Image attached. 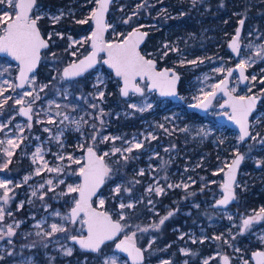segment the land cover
I'll list each match as a JSON object with an SVG mask.
<instances>
[{
	"label": "rangeland",
	"instance_id": "1",
	"mask_svg": "<svg viewBox=\"0 0 264 264\" xmlns=\"http://www.w3.org/2000/svg\"><path fill=\"white\" fill-rule=\"evenodd\" d=\"M68 1L64 0L66 4ZM261 1V15L258 19L250 11L254 0H244L243 10L239 9L235 11L238 15H241L240 13L243 12L242 18L248 22V29L242 40V49L239 57H235L229 49L228 54L223 52L227 48V46L223 45V42L227 44L231 36L236 32L241 16L233 24L228 38H223V40L221 37L217 38L211 34L210 36L208 35L211 42L207 43L205 35L201 37L199 34L191 37L193 40L191 42H189V36L184 39L185 43L180 42L178 44L176 41L168 39H163L160 42L161 44L157 46V51L161 60L164 57L166 59L170 53H173V58L168 60L166 65L177 70H183V90L180 92V100L176 106L168 105L167 100L155 97L154 93H147L143 96L131 95L128 98L121 96L120 98H115L113 96L115 95L114 88L111 90L108 88L111 83L115 82L114 77L111 71L104 65L99 66L91 77L88 78L91 81L90 90L84 89L83 82L78 81H66L61 85L59 74H61L65 63L60 64L59 61H56L55 54L50 49L45 50V57L42 56L43 60L41 62L44 66H40L30 77H34V83H27L24 89H18L16 87V76L19 65L7 57L0 56V92H2L0 94V126H3L2 130H0V141H3L0 144V165H3L9 159L11 160L10 164L22 159H26L25 161L29 163V168L24 170L19 176L11 175V171L8 168L10 164L6 169L0 170V180L11 181L8 185L9 189H11L8 203L4 204L3 200L0 199V207H3L5 210L4 220L0 221V229L6 232L7 226L12 225L16 233L11 238L12 244L8 243L7 237L4 240H0V255L4 257L0 260V264H57L55 260L57 257L60 260L64 259L62 264H104L105 260L110 261L113 258L116 259L117 264H130L121 252L113 248L112 244L104 246L97 253L80 256L76 255L75 252L77 249L81 250L74 242L67 239L64 233H57L50 241H43L41 237L36 235V232L40 231V229L35 227L38 222H42V228L45 231L50 230V225L53 222L65 223L61 217L55 216L54 213L58 211L61 213V216L66 214L73 206V197L78 195L76 193L61 195V193L67 192L68 184L75 185L81 182L78 175L72 174L73 172H78L80 165L71 164L68 167L70 162L66 158L61 161L57 157L72 155L75 158L81 159L83 163L84 150L88 146H93L102 153L109 152L110 155L106 158L111 157L114 165L118 164L119 167H123L128 174L126 186L123 185L122 178L115 177L114 179H110L109 183H106L100 192L99 197L105 199L104 208L110 210L117 218H119L117 215L119 211L118 205L121 202L125 204L133 203L135 205L133 209H124L126 214L125 224L131 225V227L125 228L124 232L126 233L124 234L130 235L134 229L138 232L137 239H135L136 242L141 243V239L146 238L143 244L149 245L151 243L147 251L149 258L143 264H163L164 261H169L170 264H204L205 260L208 261V264H220L225 255H229L234 259L233 264H245V261H247V264H255L252 253L256 250L264 251V241L261 240V237H264V219L254 221L251 227L243 232L242 223L243 219L249 218L259 212L260 208L264 207V204L251 206L248 211L244 210V212L239 211V207L218 209L212 206L211 201L219 195L223 180L222 174L227 166V162L231 158L229 153H225V151H229L224 144V140H226L225 130L216 124L217 120L214 118L215 114L219 113L220 110L216 107L202 120H193L189 113H187L189 111L187 107L189 104L198 102L196 97L202 99L201 90L204 92L210 91L211 85L217 83L219 78L226 73V71L218 73L215 69L224 68L227 70L233 63H239L241 59L251 58L255 61L247 68L250 71L249 79L252 75H255L257 79L256 81L250 79V83L243 87L239 76L234 75L231 85L232 89L235 88L234 92L249 91V88L264 89V84L259 82L264 77V71H261L264 69V60L259 59L255 55L259 46L264 45V37L262 39L259 38L261 33L263 34L264 32V0ZM69 2H76V6L63 7L65 9V13L63 14L62 11H57L61 7L58 4L59 0H52V2L47 3L40 0L32 13L33 17L40 15L42 18H48L47 22L50 25L55 24L56 17H62L63 20L64 15L63 23L66 29L69 30L68 35L62 37L54 27H49L44 35L48 37L51 34L53 44L58 42L66 44L63 47V51L68 52L66 64L71 62L69 60L81 55L86 47H88L89 41L86 38L90 37L93 26H91L92 24L90 25V19L85 24L77 23V21L87 19L92 10L97 6L96 0H70ZM114 3L117 5L115 10L120 12L117 16L114 12L110 15L109 41L122 39L128 34L131 29L126 26L127 23H124V21L137 14L136 8H139L137 7L138 3L133 4L135 5V9L129 10V12V5L126 4L125 0H114ZM154 3L155 1L151 2V4ZM141 4L142 2H139V5ZM164 6L157 11L158 13L155 16L165 14L160 11L161 9L165 11L166 6ZM0 10L11 11L6 5H0ZM139 24L137 23L134 27ZM158 28L160 29L161 27L159 26ZM74 31H77V33ZM79 40H85L86 42L82 46L75 44L70 47L72 41ZM221 41L222 44L220 45ZM209 44L212 45L209 46ZM165 45H168V47L165 48ZM193 45L194 48L192 47ZM249 45H252V47H248ZM221 47L224 48L221 50ZM171 49H178V51H171ZM73 52H76L77 55L73 56ZM165 52L168 53L167 56L164 55ZM148 53L156 54L154 51H149ZM192 60H196L197 63H188V61ZM201 60L203 61L202 63L200 62ZM46 72H52V81L50 83L52 86L45 87V92H41L40 88L44 85H49L48 83L50 82L45 81V78L41 76ZM97 76L103 79V83L98 88L94 87L97 83ZM53 90L55 92L52 93ZM118 90L117 87V92L120 94ZM26 91H32L33 96H23V93ZM99 91L104 92L103 100L97 98ZM37 93L41 99L35 100L33 103L32 101ZM8 97H11V99H7V103H5L4 101ZM20 98H23L25 101L23 105L15 103ZM57 104L60 105L59 108L56 107ZM92 104L97 105V108L90 107ZM131 104L137 105V109L145 107L147 104H151L152 107L141 112L130 107ZM24 105H31L32 107L34 119L31 121V129L27 127L29 123L28 119L19 114V109ZM158 108H162V111H158ZM100 109H103L104 112L102 117H100ZM9 111V116L3 117ZM151 111H154V114L146 122L150 124L148 130L146 127L144 129L138 127L141 122L140 120L137 123H131L133 117L136 116L138 118L142 113ZM57 112L61 115L57 116ZM64 115H68L69 120L61 124L60 121ZM49 116L54 118L55 123L47 122ZM81 117H83V120H81ZM100 119L104 121L103 125H101ZM37 121L43 122L38 123ZM74 121L79 122L80 131L76 130L77 124ZM84 121H87V123H84ZM93 124L96 126L95 129L92 127ZM160 125H163V128ZM132 127L134 130L131 129ZM45 128L50 129V132H45ZM20 129H23V131H20ZM183 129H187V131H183ZM61 130L63 132L62 135ZM178 130L180 133L181 148L179 156L181 157V161L177 182L181 185L188 184L189 187L194 184L193 181H195V184L200 183V187H202L201 191H205L206 196L203 200H198L197 189H195V202H192L191 205L186 204L185 209L181 208L184 213L192 215L191 226L186 230H184L183 225L188 224L189 220H185L184 218L181 219L182 224H173L171 228L169 227V221L174 219V215L166 220L157 230L150 226L154 223H159V220L167 215V213H160L157 206V198L161 194L157 195L154 191L149 193L146 190L149 185L155 187L157 184L163 188L160 181L168 177L167 168L172 165L177 155L173 150L172 136L173 132ZM149 133L156 136L157 139H146ZM93 134H96L95 142L92 140ZM162 135L165 136L166 140L159 139ZM57 136H59V141L56 139ZM103 136L110 138L120 137V139H116L114 142L109 139L108 142L101 143ZM237 138L234 134V139L237 140ZM10 139L19 146L13 147L9 145L7 141ZM207 140L213 144L214 149L218 150L215 152L218 155L215 158H211V150H204L202 148L203 143ZM151 141L153 142L152 146H147ZM135 142H143V146L140 149H134L130 154L125 152V156L129 154L127 161L122 158L120 153L111 155L113 147L123 149ZM232 143L238 144V141ZM223 144L224 146H222ZM38 147L41 149L43 160L37 158L36 162L33 163V155ZM4 149H8L13 155L8 157ZM165 149H168V151H165ZM230 149L232 150V148ZM192 150L196 153V158H193L189 154ZM144 151L147 152L146 156L143 154ZM141 159H145L148 168L144 167ZM190 159L194 160L192 161L193 163H187ZM258 160H261V158ZM44 161H47L48 167L55 168L60 166L63 171L59 174L47 171V168H43ZM118 161L121 162L118 163ZM211 165H214V168L211 169ZM37 168L42 169L39 175H36ZM161 168L162 171L164 170L163 176L159 172ZM141 169H144V175H147L149 180H142L145 183L144 188L139 192H135L133 187L137 186L136 181H141L138 174ZM202 169H209V171L202 172ZM25 176L30 177L26 183L24 182ZM169 177H172V175ZM49 179L53 181L55 192L48 191L49 185L46 181ZM60 180H64L65 183L59 184ZM215 180L219 182V189H215L213 192L211 185L215 183ZM41 184L44 185L43 188H40ZM170 184L174 185V182H170ZM254 184V181H250V178H247L241 182L240 189L244 192L248 190L252 191ZM117 185L121 186V192L118 196L113 193V189ZM189 187L187 189L183 186L179 187L184 194L181 195L182 199L188 198ZM125 188L131 189L129 195L128 192L124 191ZM33 191L37 192L36 196L31 195ZM3 193L4 189H0V197L3 196ZM45 193L44 199L41 200V194ZM163 193H166V190ZM135 197L139 198V204H136L137 199ZM150 200L152 203H149ZM51 201H54L55 204ZM95 201L98 203L97 198ZM21 203L23 204L22 207H20ZM193 206H195V216L193 214ZM19 210H24L26 214L22 213L18 215L17 212ZM146 211L149 213H146ZM9 212L12 213L11 216L8 215ZM130 215L133 216L136 224L133 225L132 222L127 221ZM136 220L138 221L136 222ZM18 222L19 227H16ZM66 226L70 228L73 235L85 233L84 230H81L79 223ZM137 226L148 228V231L140 232L137 230ZM167 231L179 233V242H176V240L163 242L162 236ZM184 233L190 234L189 236H184ZM216 236H220L221 239H214ZM181 237L183 238L181 239ZM57 240L60 242L59 244L55 243ZM193 240L196 242L193 243ZM34 242L35 247H26V245H32ZM45 242L48 243L47 248L43 247ZM174 243H176V246H173ZM61 245L72 248V255H64L60 247ZM209 247H212V252L202 253V248ZM169 249L171 250L169 251ZM181 249L184 251H181ZM165 251L169 253L163 255L162 252ZM9 252H13L14 254L9 256ZM187 255L190 256L188 257ZM197 259L199 263L192 262Z\"/></svg>",
	"mask_w": 264,
	"mask_h": 264
},
{
	"label": "snow or ice",
	"instance_id": "2",
	"mask_svg": "<svg viewBox=\"0 0 264 264\" xmlns=\"http://www.w3.org/2000/svg\"><path fill=\"white\" fill-rule=\"evenodd\" d=\"M97 7L92 10L90 16L85 20L77 21V23L85 24L88 20H92L95 22V30L92 31L91 36L87 37L86 40L90 41L91 52L85 56L83 59H79L78 61H73L68 67H65L62 74V79L75 78L82 76L85 72L90 69H93L98 63H103L107 65L108 68L112 69L115 73V76L120 78L123 81V87L120 88L121 95L124 97L129 96V93H136L143 96L144 88L137 83V80L145 81L147 80L148 89L158 90L161 96H175V83L178 80V76L171 69H164L161 71H157L156 62L151 59H146L144 55L140 53L139 45L142 42L144 36L147 33H141L138 29L129 33L122 41L120 42H106L103 37V33L108 27L104 23V14L107 12L109 4L111 0H96ZM192 3L195 5L196 0H192ZM36 4V0H0V5H6L7 10H0V53L6 54L11 57L13 60L19 62L20 66V75L19 80L20 83L16 85V87L23 88L26 83L32 84L34 83V77L30 78L29 73H32L36 68L38 62L41 59V50L47 49L49 47L48 40H46L40 32L38 28V21L42 18L40 15H36L33 17L31 15L33 8ZM143 5H138L137 7H142ZM56 20L59 17L55 18ZM131 20V17L128 20H125L124 23H128ZM241 25H243L244 20L241 19L239 21ZM240 36V29L236 30L235 36L229 44V48L233 53L239 52V43L238 38ZM48 39H51V34H49ZM71 39V38H69ZM85 40L72 41L73 46L75 44H80L81 46L85 43ZM168 45H165L167 48ZM248 47H252L249 45ZM171 51H178V49H171ZM104 53L105 58L101 61L99 59V54ZM73 56H76L77 53L73 52ZM165 56L168 55L167 52L164 53ZM256 57L261 60H264V45H260L255 53ZM203 62L202 60L200 61ZM251 58L241 59L240 62L236 65V69L239 70V78L241 81L249 80V77L245 74L246 68L254 63ZM183 63V61H182ZM188 63L196 64V60L188 61ZM216 72H224L227 71V76L224 79H221L218 83L211 85V90L204 92L202 91V99L200 97H196L197 103L191 105L193 108H202L207 109L212 101L216 98L218 92H222L228 99L221 104V108L228 107L231 109V114H227L228 118L232 120L236 125L239 126L240 136L239 140L244 141L245 139H251L258 144L264 145V137L260 136V133L257 132L255 135L250 131V123L249 117L253 113V110L256 108L257 97L256 96H233L232 93L235 91V88L229 90L228 88V79L227 77H231L233 75L234 69L217 68ZM261 71H264L262 69ZM97 83L94 87H99L100 84L103 83V79L100 76H97ZM252 81H256L257 77L252 75L250 78ZM264 84V77H262L259 81ZM7 83V81H5ZM48 85H44L40 88V91H44V88ZM251 91V88H249ZM261 93H264V89H261ZM2 94V92H0ZM23 96L32 97V91H26L23 93ZM97 98L103 100L104 92L99 91L97 93ZM7 99H11L8 97L5 99V103H7ZM41 97L37 93L33 103L35 100H39ZM16 104L23 105L25 103L23 98L17 99L15 101ZM57 108L60 105H56ZM92 108H97V105H90ZM130 107L133 109H137V105L131 104ZM151 104L145 105V107H140L138 111H145L147 108H151ZM32 107H21L19 109V114L26 117L29 121L27 127L31 129L32 127ZM57 116L61 114L59 112L56 113ZM104 115L103 109H100V117ZM99 119V117H97ZM69 120L68 115H64L63 119L60 121L61 124L64 121ZM83 120V117H81ZM38 123H42L43 121H37ZM48 123H55L53 117L49 116ZM77 124V131H80L79 122L74 121ZM87 123V121H84ZM101 125H103L104 121L100 119ZM3 126H0V130H2ZM95 129V124L92 125ZM163 128V125H160ZM23 131V129H20ZM45 132H50V129L45 128ZM167 131V129H165ZM183 131H187V129H183ZM203 132V130H201ZM63 134L61 130V135ZM206 135V133H204ZM59 141V136L56 137ZM111 139L113 142L116 139H120V137H108L103 136L101 138V143L108 142ZM146 139H157L156 136L151 133L148 134ZM93 142L96 141V134L92 136ZM3 141H0L2 144ZM7 143L13 147H18L19 145L15 144L13 140H8ZM143 146V142H135L132 143L127 148H116L113 147L111 150V155H116L120 153L122 158L127 161L128 156H125L124 153H132L134 149H140ZM82 147V146H81ZM174 147V146H173ZM168 151V149H165ZM5 154L8 157H11L13 153L8 149H4ZM87 154L83 158V163L81 159L75 158L72 155H68L64 157L63 155L58 156L57 158L63 161L65 158L70 162L68 167L71 164L80 165L78 172H73V175H78L82 182L78 184H68L67 192L61 193V195H67L71 193L78 194L76 197H73V206L70 210L61 216L60 212H55L54 215L57 217H61V219L65 223H51L50 230L45 231L42 228V222H38L35 227L40 229V231L36 232V235L41 237L43 241H50L52 237H54L57 233H64L66 238L78 244L80 249L89 250L91 252H99L101 247L106 244L108 241H115L120 233L125 231V228L131 227L129 224L121 223V221L126 220V214L124 209H133L135 205L133 203H123L121 202L118 205L119 211L117 213L118 219H113L112 214H110L107 210L104 209L105 199L98 196L99 189L105 183L106 179L110 178V173H112V168L108 166L105 162V157L109 156V152H104L102 155H98L94 147L89 146L86 150ZM43 160V156L41 155V149L38 147L36 152L33 155V163L36 160ZM244 159V156L237 152L236 158L232 161L231 165H229V171L225 174L226 181L222 185L223 188V196L221 199L216 201L217 207L227 206L230 201L235 199L233 192V184L236 180V169L240 165L241 161ZM11 163V160H7L3 165H0V170L6 169L8 165ZM166 163V162H165ZM258 166H260V162H257ZM43 168H47L49 172L61 173L63 169L60 166L55 168L48 167L47 161H44ZM41 168L36 169V175H39L41 172ZM139 175H144V169H141L138 173ZM167 177H165L166 179ZM30 179L29 176L24 177V182L26 183ZM191 179V177H189ZM11 181L8 180H0V189H4L3 196L0 199L3 200L4 204H7L10 197L8 185ZM46 183L49 185L48 191L55 192V187H53V181L51 179L47 180ZM64 180H60L59 184H64ZM139 183V181H136ZM195 183V181H193ZM19 186V185H17ZM183 186L185 189L189 187L188 184H177L172 185L169 184L168 187H181ZM44 185L41 184L40 188H43ZM124 191L131 192V189L125 188ZM149 193L155 192L157 195H160L164 192V189L157 186L153 187L149 185L147 190ZM121 192V186L117 185L113 189L114 195L118 196ZM32 196H36L37 192L33 191L31 193ZM45 194H41L40 199H44ZM96 197L98 200L97 207H93V198ZM31 202V201H29ZM149 203H152L150 200ZM23 204L21 203L20 207ZM47 209V206H46ZM4 208L0 207V221L4 220ZM174 213L169 211L167 215L163 216L159 223H154L150 227L153 229H159L161 225L165 223ZM9 216L12 215L11 212L8 213ZM231 219V217H229ZM260 219H264V207L260 208L259 212L255 215L243 219L242 223V232L251 227L254 221H259ZM79 223L81 225V230L86 229L87 235H73L71 234V230L66 225H76ZM16 227H19V222L16 224ZM137 230L140 232H147L148 228H140L137 226ZM15 230L12 225L7 226V231L5 232L3 229H0V240H4L5 237L8 238V243L12 244V237L15 235ZM136 231H133L130 235L125 234L123 239H120L119 242L115 243V248L120 252L127 253V255L132 259V264H142L144 260V250L136 246ZM183 237H181L182 239ZM216 240H220V236L214 237ZM235 239V237H233ZM261 240L264 241V237H261ZM196 241L193 240V243ZM203 242V241H201ZM55 243L59 244L60 242L57 240ZM227 243V241H225ZM151 243L149 244V247ZM26 247H35V242L32 245H26ZM43 247L47 248L48 243L45 242ZM61 250L63 254L66 256H71L73 253V249L70 247H65L61 245ZM181 251H184L181 249ZM239 251V249H237ZM13 252H9L8 255H13ZM4 257L0 255V260ZM253 258L256 261V264H264V251H258L253 253ZM223 264H229V257L224 256ZM104 264H117L115 258L109 260H105ZM163 264H170L169 261H164ZM204 264H208V261L205 260ZM247 264V261H245Z\"/></svg>",
	"mask_w": 264,
	"mask_h": 264
},
{
	"label": "flooded vegetation",
	"instance_id": "3",
	"mask_svg": "<svg viewBox=\"0 0 264 264\" xmlns=\"http://www.w3.org/2000/svg\"><path fill=\"white\" fill-rule=\"evenodd\" d=\"M38 1H40V0H37V3H38ZM69 1L67 2V4L66 3L65 4L58 3L61 7L57 11H62V13H65L64 12L65 9L63 7L67 8L68 6H76V2L70 3ZM153 1H155V3L151 4V2H153ZM50 2H52V0H50ZM125 2H126V4H128L130 6V7L128 6V11H129V10L134 9L135 5H133V4L138 3V0H125ZM139 2H142L141 5H143L142 6L143 7V13H145V14H144V16H142V22H140V24L138 23L139 25L136 27H141L148 32L147 37L142 44L141 50H142L143 54L146 55L149 59H154L156 61V63H157L156 69L157 70H162L163 68H170V69H173L174 71H176L180 74V78H181L180 83H179V95H180V92H182V90H183V79H184V77L182 75L183 70H181L180 68H179L180 70H177L173 67L167 66L166 62L168 60H171L174 55H173V53H170L166 57V59L164 57V59L161 60V57L159 56V52L157 51V46H159L161 44L160 42L163 39H168L170 41H176L178 44L180 42L185 43L184 39L187 36L190 37L189 42H191V41H193L191 37H194L195 35H199V34L201 37H202V35H205L207 43L211 42V39L208 38V35L210 36L211 34H213L217 38L221 37L222 40H223V38H228V34H229V29H228V25H229V16H228L229 2H228V0H196L195 5L192 3V0H162V1H160V0H139ZM148 2H150V3L148 4ZM37 3H36V6H37ZM164 5L166 6L167 9L165 8V11H162V9H161L160 11L162 13L166 14V18L161 19L158 16H156L157 18L155 16L153 18L151 16V13H153V15L157 14L158 13L157 11ZM261 5H262L261 0H254L252 13H254L256 15L257 19L261 15V13H260V10L262 7ZM36 6L34 8H36ZM116 6H117L116 3L113 2L112 6H111L110 13H109V18L113 12L116 13V16L120 12V11L115 10ZM33 12H34V9H33L32 13ZM203 14H206V16H203ZM240 14H241L240 15L241 16L240 20H241V19H243L242 18L243 12ZM109 18H108V27H109ZM47 20H48V18L43 17L38 21L39 27H40L43 35H44V33L47 32V29L49 27H54L58 33L61 32L60 27L62 26V24L58 20L55 19L54 25H50L47 22ZM187 20H189V22H186ZM243 20H244V23L242 25V33H241L240 40H239L240 52H239V55L235 56V57H239L241 54L242 40L244 39L245 33L248 29V22L245 19H243ZM89 22L91 25L92 21L89 20ZM260 23L263 25L262 22H260ZM120 24H122V23H120ZM239 25H240V23H239ZM91 26H93V24ZM159 26L161 27L160 29L158 28ZM163 26H166L165 30H162ZM238 26H237V28H238ZM204 30H206V31H204ZM263 30H264V27H263ZM62 31H63V33H69V30L64 28V26L62 27ZM108 36H109V29H108ZM108 36H107V40H108ZM232 36H231V38H232ZM45 37L48 38L49 36L48 37L45 36ZM62 37H64V34ZM263 37H264V32H263V34L261 33L259 38L262 39ZM49 40H50L51 45H52L53 44L52 38ZM172 43H175V42H172ZM221 44H222V41L220 42V45ZM211 45L212 44H209V46H211ZM223 45L227 46V48H225L223 50V52L228 54L229 53V51H228L229 41L227 44L223 42ZM192 47L194 48V45ZM50 48H51V46H50ZM223 48L224 47H221V50ZM90 49L91 48L88 44V47H86L85 51L81 55H79L78 57L73 58L69 61L72 62V61L78 60L79 58H81L82 56L87 54L90 51ZM149 51H152V52L154 51L156 54L152 53L153 54L152 55V54L148 53ZM45 54H46V52L44 50L42 56L45 57ZM102 57H103V55H100L99 59L101 60ZM42 60H43V58L41 59V61ZM237 64H236V62L233 63L230 66V68L234 65H237ZM101 65H104V64L98 63L93 69L89 70L84 76H81V77L76 78V79H66V81L83 82L84 89L86 87V84H89V88L86 90H90L91 89V87H90L91 81L88 78H90L91 75L95 72V70ZM40 66L41 67L43 66L42 62L40 63ZM249 72H250L249 69L246 68V73H247L248 77H249ZM111 73H112V71H111ZM112 74H113L115 82L113 84L111 83L108 86V88H109V90L114 88L115 95H113V96H115V98L116 97L120 98V96H121L120 88L122 86L121 80H120V78L116 77L114 73H112ZM226 74H227V71H226L225 75ZM61 75H62V70H61ZM234 75H238V74L235 72L231 76L230 85H229L230 89H232L231 85L233 83L232 81H233ZM224 76H221L219 78L218 82L222 78H224ZM137 82L144 88V94L143 95H145L147 93H154L155 97H157V98L161 97V98L167 100L168 105H175V106L178 103V101L180 100L179 99V100L175 101V100H172L168 97H163V96L159 95L156 91L149 92L147 90L148 87H146V85L148 83L147 80L140 81L138 79ZM240 82H241L242 86L245 87L250 83V79L247 80L246 83H243L241 80H240ZM117 87L119 89L118 91L120 94H118V92H117ZM234 93H236L239 96L253 95V96H256L258 98L256 108L253 110V113L250 115V118H249L250 131L252 132L253 135H255L257 132H259L260 136L264 137V113H263L264 112V93H261V90L258 88H253V89H251V91H241V92H234ZM131 95L138 96L140 94L130 92L129 96H127L125 98H128ZM226 100H227V96H225L221 92L216 96L213 104L211 105V108L208 110V112L205 115H202L195 110H189V111H190V116L193 120H202L204 117L208 116L209 112L212 109L218 107L220 112L215 114L214 118L217 120L216 124L223 127L225 130L224 132L226 134V140H224V144H225V147H227V149H229V151H225V153H229V155L231 157L230 160L227 162V166L235 159L237 152H239L240 154H242L244 156V159L240 163L239 175H238V179H237L236 184H235V188H236L235 200L229 206L231 208H236V207H239L237 204L239 203V201H241L243 193H245L244 191H242L240 189L241 182L245 181L247 178H250V181H254V183H255L253 186L255 187V191L257 194H260L261 190H262L261 188L264 187V145L258 144L255 141H252L251 139H245L244 141H240L239 140L240 131L238 129L230 126L228 123H223L222 121L218 120V115H220V114H225V113H228L229 115L231 114L230 108H228V107L221 108L220 107V105L223 104ZM196 103H193V104H196ZM167 107H169V106H167ZM157 110L162 111V108H158ZM153 114H154V111L142 113V115L139 116L138 118L136 116L133 117L131 123L132 122L137 123L140 120L141 122H140V125H138V127H142L143 129H144V127H146L148 130L150 128V124L146 123V122L151 118V116H153ZM225 117H227V115L223 116V119H225ZM131 129L134 130L133 127ZM234 134L238 137L237 140L234 139ZM172 137H173L172 146H174L173 150H174V152H176L177 155L175 156V159H174L172 165L167 168L168 169V171H167L168 177L166 179L164 178L160 181L161 185L163 186V189L166 190V193H162L157 198V201H158L157 206L159 208L160 213L162 212V214L168 213L172 209V211L174 213L173 214L174 219L172 221H169V227L170 228H171V226H173V224H177V225L182 224V221H181L182 218H184L185 220H189L188 224L183 225L184 230H186L188 227L191 226L190 223L192 221V215L184 213V211H182L181 208L183 207V209H185L186 204L191 205L192 202H195L196 184L194 183L193 185H191L189 187L187 199L181 198L182 197L181 195H184V194L179 189V187H172V188L168 187L170 182L171 183L174 182V185L179 184L177 182V180L179 178L180 161H181V157L179 156V154H180L179 152H180V148H181L179 130L174 131ZM159 139L166 140L165 136H163V135L161 137H159ZM234 141H238V144L232 143ZM152 144H153V142L151 141L147 144V146L151 147ZM224 144L222 146H224ZM230 148H232V150ZM210 149H211V151H212V149H214V146L211 142H210ZM216 151H218V150L214 149L212 154H215ZM143 154L146 156L147 152L144 151ZM189 154L192 155L193 158H196V153L193 150ZM128 156H129V154H128ZM216 156H218V155L215 154V156H213V158H215ZM259 158H261V160H258ZM141 160H142L141 162L144 164V167L148 168V165L146 164L145 159H141ZM192 161H194V160L190 159V161L187 163H193ZM257 162H260V166H258ZM106 163H107V161H106ZM227 166H226V168H227ZM162 168H163V166H162ZM162 168L160 169L159 172H161L162 176H163L164 170L162 171ZM226 168L222 174L223 180L221 183V190H219V195L214 197L211 201L213 207H214V205H213L214 201L217 200L219 197H221L223 194L222 193V185H223L224 177L226 174ZM171 175H172V177H169ZM146 180H149L147 175L144 176L143 181H146ZM144 184L145 183H143V188L145 186ZM218 186H219V182H217L215 180V183H212V185H211L213 192L215 191V188ZM135 198L137 199L136 204H139V202H140L139 198H137V197H135ZM215 208H217V207H215ZM239 211L244 212V210H242L240 208H239ZM194 212H195V206H193V214L195 216ZM146 213H149V212L146 211ZM23 214L24 215L26 214V212L24 210H23ZM129 217L127 218V221L132 222L133 225L136 224L133 216L130 215ZM125 221L126 220L122 221V223H126ZM133 231H136V230L133 229L131 231V233ZM124 233H126V232L120 233V237H124V235H125ZM136 233H138V232L136 231ZM189 234L184 233L183 235L189 236ZM178 235H179V233H177L176 231L175 232L174 231H167V233L163 234L162 241L163 242H171L173 240H176V242H179L180 239H178ZM135 239H137V235H136ZM141 240H142L141 243H138V242H136V243L138 245L144 247L145 252H146V258H145L144 262H146L147 258H149V255L147 254V251L149 249V245L143 244L144 241L146 240V238H143ZM109 244H112L113 248H114L115 242H109V243L105 244L104 246L109 245ZM173 246H176V243H174ZM170 250L171 249H169V251ZM212 250H213L212 247L202 248V253H210V252H212ZM87 253H91V252H87ZM166 253H169V252L168 251L162 252L163 255ZM187 256L189 257L190 255H187ZM225 256H229V255H225ZM230 258H231V264H233L234 259L232 257H230ZM127 260L129 261L128 258H127ZM192 262H198L199 263L198 259L195 261H192ZM129 263L132 264L130 261H129Z\"/></svg>",
	"mask_w": 264,
	"mask_h": 264
},
{
	"label": "trees",
	"instance_id": "4",
	"mask_svg": "<svg viewBox=\"0 0 264 264\" xmlns=\"http://www.w3.org/2000/svg\"><path fill=\"white\" fill-rule=\"evenodd\" d=\"M41 1H43L45 3L50 2V0H41ZM243 1L244 0H228V2H229V8H228L229 25H228V29H229V31H231L233 24L236 22L237 18L240 16V15L236 14L235 11L239 10V9L243 10V7H244ZM59 3L60 4H65L66 2H64V0H59ZM138 5H139V0H138ZM134 9H135V7H134ZM250 11H253V7H251ZM136 12H137V14H135L131 18V20H129V23H127V25H126L130 29H132L137 23L142 22V16H144V14H145V13H143V7L136 8ZM151 16L154 18L155 15H153V13H151ZM203 16H206V14H203ZM158 17L161 18V19H165L166 18V14L165 15L162 14V15H160ZM186 22H189V20H187ZM64 28H66L65 25H64ZM165 28H166V26H163L162 30H165ZM74 32L77 33V31H74ZM65 45H66L65 43L62 44V43L58 42V43L52 44L51 48H50V50L53 51L54 54H55L56 61H59L60 64H64V63L66 64V59H67V56H68L67 55L68 52H64L63 51V47ZM51 75H52V72H50V73L46 72L45 74L43 73V75H41L43 78H45V81H50L48 83L49 87L52 86V84H50L51 81H52V76ZM59 78L61 79V83L60 84L63 85L66 82V79H62V75L61 74H59ZM48 86H47V88H48ZM88 88H89V84H86L85 89H88ZM53 92H55V90H53L52 93ZM187 113H189V115H190L189 111ZM9 114H10V111L6 112L3 115V117L4 116L5 117L9 116ZM202 148L204 150H209L210 149V142L207 140L205 143H203ZM213 150L214 149H212L211 154H210L211 158H213V156H215V154H212ZM25 160L26 159H22L21 161L18 160V161L12 162V164L9 165L8 168L11 171V175L19 176L21 173H23L24 170L29 168V163H28V161L26 162ZM112 160L113 159L111 157L106 158L108 166L110 168H112V170H113L112 173H110V178L107 179L106 183H109L110 179H114L115 177H118V178H122L123 185L126 186L127 185V178H128L127 172L125 171V169L123 167H119L118 164L114 165V162ZM121 161H118V163L121 162ZM212 168H214V165H211V169ZM207 171H209V169H202V172H207ZM144 176L145 175H142V176L139 175V178L141 179V181L139 183H136L137 184L136 187H133V189H135V192L136 191L139 192V191H141L143 189V181L142 180L144 179ZM201 188L202 187H200V183H197L196 184V189H197V199L198 200H203L205 198V196H206V192L205 191H201L202 190ZM215 189L218 190L219 188L216 187ZM256 194L257 193L255 191V187L252 189V191L248 190L245 193H243L241 201H239V203L237 204L239 206V208L242 209V210L248 211V209L251 206L253 207V206H257L259 204H264V188H262L260 194H257V195ZM128 195H129V192H128ZM51 202L53 204H55L54 201H51ZM22 213H23V211H21V210L17 212L18 215L22 214ZM137 221L138 220H136V222ZM75 254L82 256V255H87V254H90V253L81 252V251H79L77 249ZM55 260L57 261V264H62L64 262V259L60 260L59 257L55 258Z\"/></svg>",
	"mask_w": 264,
	"mask_h": 264
},
{
	"label": "water",
	"instance_id": "5",
	"mask_svg": "<svg viewBox=\"0 0 264 264\" xmlns=\"http://www.w3.org/2000/svg\"><path fill=\"white\" fill-rule=\"evenodd\" d=\"M114 2V0H111V3L109 4V7H108V10H107V12L104 14V23H105V25H107L108 26V18H109V13H110V10H111V6H112V3ZM36 3H37V0H36ZM35 6H36V4H35ZM34 6V7H35ZM97 7V6H96ZM34 9V8H33ZM31 15H32V13H31ZM92 21V20H91ZM92 24H93V28H92V31H94L95 30V27H96V25H95V22L94 21H92ZM38 28L40 29V27H39V24H38ZM238 28L240 29V36H241V33H242V25L240 24L239 26H238ZM237 28V29H238ZM108 29H109V27H107L106 28V30L104 31V33H103V37H104V40L106 41V42H120V41H122L129 33H131V32H133L134 30H136V29H138L139 30V32H141V33H148L146 30H144L143 28H141V27H134V28H132L129 32H128V34L123 38V39H117V40H113V41H109V40H107V36H108ZM40 32H41V35L46 39V40H48V43H49V47L47 48V49H49L50 48V46H51V42H50V40L48 39V38H46L43 34H42V31H41V29H40ZM236 33V32H235ZM235 33L233 34V36H232V38L229 40V44L231 43V41H232V39L234 38V36H235ZM240 36H239V38H238V43H239V46H240V42H239V40H240ZM146 37H147V35L146 36H144V38H143V40H142V42L140 43V45H139V51H140V53L142 54V55H144L143 54V52H142V50H141V47H142V44H143V42L145 41V39H146ZM89 46H90V41H89ZM91 48V47H90ZM230 49V48H229ZM44 50H46V49H43V50H41V59H42V55H43V51ZM231 50V49H230ZM91 52V49H90V51L87 53V54H85L84 56H82L81 58H79V59H83L85 56H87L89 53ZM231 52H232V50H231ZM239 52H240V47H239ZM239 52H238V54L237 53H233V55L234 56H238L239 55ZM100 55H103V57H102V59H101V61L105 58V54L104 53H100L99 54V58H100ZM0 56H4V57H7L8 59H10L11 61H13V62H15V63H17L18 65H19V62H17V61H15V60H13L11 57H9V56H7L6 54H3V53H0ZM145 56V58L146 59H149L146 55H144ZM41 59H40V61L38 62V64H37V66H36V68L33 70V72L32 73H29V77H31V75L33 74V73H35L38 69H39V67H40V63H41ZM78 59V60H79ZM78 60H75V61H78ZM151 60H154V59H151ZM155 61V60H154ZM73 62V61H72ZM72 62H70V63H68V64H66L64 67H63V69H62V74H63V70H64V68L65 67H68ZM156 62V61H155ZM157 64V63H156ZM106 67H107V65H105ZM108 68V67H107ZM109 70H111L112 71V73H114V71L112 70V69H110V68H108ZM164 69H170V68H163L162 70H164ZM230 69H234V71H233V74L236 72L238 75H239V70L238 69H236V65H234V66H232ZM91 70V69H90ZM172 71H174L173 69H171ZM89 71V70H88ZM87 71V72H88ZM157 71H161V70H157ZM87 72H85L82 76H84ZM175 73H176V75L178 76V80L176 81V83H175V91H176V95L175 96H163V97H168V98H170V99H172V100H175V101H177V100H179L180 99V95H179V83H180V74L178 73V72H176V71H174ZM115 74V73H114ZM245 74L247 75V73H246V71H245ZM19 75H20V66H19V70H18V72H17V76H16V85H18L19 83H20V80H19ZM227 76V74L224 76V78ZM79 77H81V76H79ZM79 77H75V78H68V79H76V78H79ZM224 78H222V79H224ZM227 79H228V88H229V90H231L230 89V79H231V77H227ZM121 80V79H120ZM138 81V80H137ZM243 83H246L247 82V80H245V81H242ZM138 83V82H137ZM27 84V83H26ZM26 84L24 85V87L23 88H19V87H17L18 89H24L25 87H26ZM121 84H122V86L121 87H123V81L121 80ZM141 86V85H140ZM142 87V86H141ZM143 88V87H142ZM147 90L149 91V92H152V91H156L159 95H160V93H159V91L158 90H149L148 88H147ZM219 93H221V92H218L217 93V95L219 94ZM232 95L233 96H239V95H237L236 93H232ZM122 96V95H121ZM248 96H253V95H248ZM122 97H124V96H122ZM125 98V97H124ZM227 99H228V97H227ZM215 100V99H214ZM214 100L212 101V104H213V102H214ZM257 102H258V98H257ZM211 104V105H212ZM224 104V103H223ZM191 105H193V104H189L188 105V109L189 110H195V111H197V112H199L200 114H202V115H205L207 112H208V110L211 108V105L205 110V109H202V108H193V107H191ZM22 107H25V108H27V107H29V105H24V106H22ZM228 114V113H227ZM31 115H32V117H33V119H34V115H33V113H31ZM226 114H220V115H218V120H220V121H222L223 123H228L230 126H232V127H234V128H236V129H238L239 130V126L238 125H236L232 120H230L229 118H228V115H227V117H225V119H223V116H225ZM250 118V117H249ZM32 119V120H33ZM89 147V146H88ZM88 147H86L85 148V150H84V157L86 156V154H87V152H86V150H87V148ZM93 147V146H92ZM94 149L96 150V152H97V154L98 155H102L103 153L102 152H100L98 149H96L95 147H94ZM236 158V157H235ZM105 162H106V157H105ZM232 163V162H231ZM231 163L229 164V165H231ZM229 165L227 166V168H226V173L229 171ZM239 168H240V165L238 166V168L236 169V180H235V183L233 184V192H234V196H235V193H236V188H235V184H236V181H237V179H238V175H239ZM80 180H81V178H80ZM106 181H107V179H106ZM106 181H105V183L101 186V188L99 189V192H98V196L100 195V192L103 190V188H104V186H105V184H106ZM225 181H226V175H225V177H224V182H223V184L225 183ZM81 182H82V180H81ZM222 193H223V188H222ZM222 196H223V194H222ZM222 196L221 197H219L217 200H219V199H221L222 198ZM95 199H96V197H94L93 198V207H97V205H98V203H96V201H95ZM217 200H215L214 201V203H213V205H214V207H217V206H215L216 205V201ZM234 200L235 199H233L232 201H230L229 202V204L227 205V206H222V207H217V208H228L233 202H234ZM103 210H107V209H103ZM110 214H112V216H113V219L115 220V219H118V218H116L115 216H114V214L110 211V210H107ZM121 223H122V221H121ZM84 234H77V235H87V232H86V229H84ZM120 239H123V237H120V234H119V236L116 238V240L115 241H108V242H106V244L107 243H109V242H119V240ZM77 245V247L80 249V247H79V245L78 244H76ZM104 246V245H103ZM102 246V247H103ZM136 246L137 247H139V248H141L142 250H144V260H145V258H146V252H145V249H144V247H142V246H140V245H138L137 243H136ZM101 247V248H102ZM114 249L115 250H117L116 248H115V245H114ZM80 250H82V249H80ZM82 251H84V252H91V251H89V250H82ZM117 251H119V250H117ZM258 251H262V250H256V251H254L253 253H255V252H258ZM120 252V251H119ZM91 253H97V252H91ZM124 256H126L128 259H129V261L132 263V259L127 255V253H124V252H121ZM253 253H252V257H253ZM229 257V264H231V258H230V256H228ZM144 260H143V262H144ZM253 261H254V263L256 264V261H255V259L253 258ZM142 262V263H143ZM221 264H223V262L221 263Z\"/></svg>",
	"mask_w": 264,
	"mask_h": 264
}]
</instances>
